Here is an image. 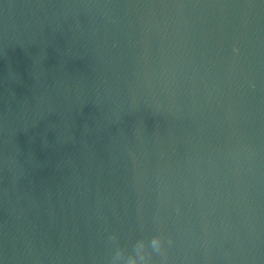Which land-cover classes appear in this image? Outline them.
<instances>
[{"label": "water", "instance_id": "1", "mask_svg": "<svg viewBox=\"0 0 264 264\" xmlns=\"http://www.w3.org/2000/svg\"><path fill=\"white\" fill-rule=\"evenodd\" d=\"M145 261L264 264V0H0V264Z\"/></svg>", "mask_w": 264, "mask_h": 264}, {"label": "clouds", "instance_id": "2", "mask_svg": "<svg viewBox=\"0 0 264 264\" xmlns=\"http://www.w3.org/2000/svg\"><path fill=\"white\" fill-rule=\"evenodd\" d=\"M113 239H115V237H113ZM162 239L160 236H154L151 241L150 244L153 247V249L157 252H160L162 249ZM117 255H119V253H117ZM143 259V258H142ZM145 264H147V261H145Z\"/></svg>", "mask_w": 264, "mask_h": 264}]
</instances>
